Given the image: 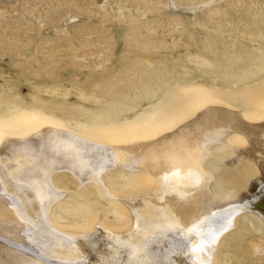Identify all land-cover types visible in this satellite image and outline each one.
Returning <instances> with one entry per match:
<instances>
[{
  "label": "rangeland",
  "instance_id": "1",
  "mask_svg": "<svg viewBox=\"0 0 264 264\" xmlns=\"http://www.w3.org/2000/svg\"><path fill=\"white\" fill-rule=\"evenodd\" d=\"M219 104L264 121V0H0V146L47 127L148 142ZM209 152L213 194L238 195L255 171L230 165L223 144ZM61 171L50 217L68 230H126L119 198L154 188L140 169L110 168L103 185ZM263 248L264 221L241 213L213 264H264Z\"/></svg>",
  "mask_w": 264,
  "mask_h": 264
},
{
  "label": "bare ground",
  "instance_id": "2",
  "mask_svg": "<svg viewBox=\"0 0 264 264\" xmlns=\"http://www.w3.org/2000/svg\"><path fill=\"white\" fill-rule=\"evenodd\" d=\"M232 134L241 146L229 140ZM6 140L0 146V264H213L218 242L239 214L264 221V121H248L240 110L208 105L157 139L125 145L52 127ZM214 144L231 153L230 165L255 171L234 197L211 190L214 177L204 162ZM118 166L146 171L154 181L151 191L117 196L130 227L111 230L101 220L76 231L52 223V207L62 198L55 171L103 185V173Z\"/></svg>",
  "mask_w": 264,
  "mask_h": 264
}]
</instances>
